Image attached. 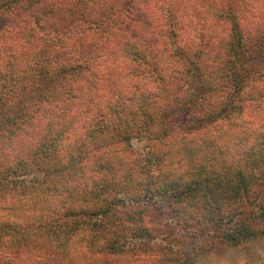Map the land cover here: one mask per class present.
<instances>
[{
    "label": "trees",
    "instance_id": "obj_1",
    "mask_svg": "<svg viewBox=\"0 0 264 264\" xmlns=\"http://www.w3.org/2000/svg\"><path fill=\"white\" fill-rule=\"evenodd\" d=\"M136 1L0 0V264L264 241V0ZM35 5L72 28L38 33Z\"/></svg>",
    "mask_w": 264,
    "mask_h": 264
},
{
    "label": "rangeland",
    "instance_id": "obj_2",
    "mask_svg": "<svg viewBox=\"0 0 264 264\" xmlns=\"http://www.w3.org/2000/svg\"><path fill=\"white\" fill-rule=\"evenodd\" d=\"M144 1L145 0H137L135 3H133L131 10L135 16H140V12L138 9L139 2H144ZM222 1L226 2L229 0H222ZM58 2H59V4L67 2V5H66L67 9L69 7L73 6L70 4L72 2V0H58ZM237 3L240 4L239 1ZM37 5L31 7V10L33 11L32 14L34 13V15H36V17L39 19L38 22H35L34 18L30 14L31 12H29V13L26 12V13L22 14L21 16L23 18H25L26 20H28L29 23L32 26H34V28L36 29V31L38 33H40V34H42V32L45 33V29H46V32H51L57 28L60 29L59 31H66V29L70 30L72 28V27L68 26L66 21L65 22L62 20L60 21L59 20L60 16L55 15L54 18L43 16L42 15L43 12L41 11L42 7H38ZM243 14L246 15V13H243ZM54 20L57 22L58 26L52 25V22ZM6 26L7 25H5V23L0 20V29H2V28L5 29ZM6 36H9V35L7 34ZM6 54H8V52ZM246 116L250 117V116H255V115H254L253 111L250 113L249 108L245 109L243 111H240L239 114H236L235 116H233V119L231 120V124L228 127H230V129H232L233 132H236V130H238L242 125H244V123H245L244 119L246 118ZM228 127L226 129H228ZM112 150L114 151V149H112ZM104 151L106 153V150H104ZM101 152L102 151H100L96 155V160L99 159ZM189 159L190 158L186 159L187 164H189V162H190ZM93 161H95V160H93ZM171 164L173 165V167H177L178 171L185 170L184 161H182V160L179 161L178 158L172 157V163ZM92 167H93V165H91V167L89 166V168H87L85 174H90L91 170L93 169ZM149 224L153 230L159 229L161 227V216H159L158 214L151 216ZM188 239H190V237ZM206 245H207L208 251H214L218 255H221V256L229 255L230 260H231V264H258L259 262H264V241L262 239L255 240L254 243L249 244V247L247 249L244 248L242 250H237V251L232 249V248L225 247V246L216 247L217 244H216L215 240H213V242L210 240H207ZM206 254H204V255H202V257L198 258L197 264H206ZM151 261H152L151 258H147V257H144L143 255H140V256L136 257L135 264H150Z\"/></svg>",
    "mask_w": 264,
    "mask_h": 264
},
{
    "label": "clouds",
    "instance_id": "obj_3",
    "mask_svg": "<svg viewBox=\"0 0 264 264\" xmlns=\"http://www.w3.org/2000/svg\"><path fill=\"white\" fill-rule=\"evenodd\" d=\"M257 23L264 24V16L258 18ZM220 113H211L206 116L205 123H211L213 120H216L220 117ZM206 264H231L229 255H218L214 251H208L206 254Z\"/></svg>",
    "mask_w": 264,
    "mask_h": 264
}]
</instances>
